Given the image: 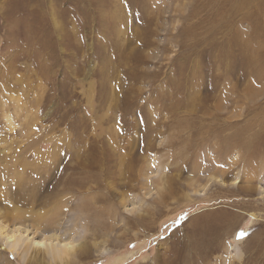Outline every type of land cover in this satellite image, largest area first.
I'll return each instance as SVG.
<instances>
[{
	"label": "rangeland",
	"instance_id": "obj_1",
	"mask_svg": "<svg viewBox=\"0 0 264 264\" xmlns=\"http://www.w3.org/2000/svg\"><path fill=\"white\" fill-rule=\"evenodd\" d=\"M242 1L0 0L1 204L14 184L88 241L70 264H264V0Z\"/></svg>",
	"mask_w": 264,
	"mask_h": 264
},
{
	"label": "bare ground",
	"instance_id": "obj_2",
	"mask_svg": "<svg viewBox=\"0 0 264 264\" xmlns=\"http://www.w3.org/2000/svg\"><path fill=\"white\" fill-rule=\"evenodd\" d=\"M245 3H246V1L243 0L241 2V5L244 6ZM137 153H138V155H140L138 148H137ZM48 156L50 157L49 154H48ZM17 163L18 162H16L15 164L17 165ZM24 163H25V161H24ZM87 164H90V162L86 161V163H85L86 168H88L87 166H89ZM38 169H40V167L35 169V170H38ZM4 170H6V169H4ZM19 171L20 170H18L17 172L20 173L21 171L20 172ZM23 171H25V173L28 172L27 165H26V167H23ZM8 173H9V171H8ZM18 173H16V174H18ZM93 173L94 174H91V171H90L87 174V179H89V181H90V179L94 180V181H99L100 175L103 174V172L100 173L99 171L98 172L93 171ZM32 174H33V172H32ZM22 176L25 177L24 175H22ZM34 176H37V174ZM25 179H27V178H25ZM35 179H37V178H35ZM19 180H20V178H14L16 185L21 187V182ZM71 182H72L73 186L82 189L83 186L81 183H83V182L78 184L75 179H73ZM11 185L16 187L14 184H11ZM11 185H9L10 186L9 188H11V190L9 191V189H8V192L7 191L6 192L10 196L11 202L12 203L14 202L13 203L14 209H12L11 206L10 207L7 206V205L11 204L10 202L6 206L1 204V202H0V241L5 246V247H1V249H0V264H10L12 262L11 260H9L10 256H4L3 258L1 257L2 256L1 251H2V249H5V248L8 249L7 252L12 253L18 260L21 261V263H24V264H70L71 262L74 261V259L76 257L84 256L87 254V252L90 251L91 247H90V244L88 241H85V243L83 245L82 244L77 245L74 243V241H72L70 239L71 237H70V234L68 232L64 231V233L63 232L58 233L62 227L57 229V223H58L57 220L53 219L54 221H52L53 222V225H52V223L50 221L47 222V220H46V222H45L43 220L45 216L43 218H40L41 212H40L39 207L37 206V203L35 205L38 208L37 210H34L35 208L33 206H29L28 208H25L26 206L29 205L28 203H31L33 205L35 204V203H33V199L30 200L27 198V202L29 201L27 203L25 201V199H26L25 196L27 195V193L25 195L23 190L21 191V189H15ZM27 188H29V187H27ZM29 189H28V191H29ZM33 192H35V191H33ZM29 196H30V198L34 197V193L30 194ZM120 197H123V196H120ZM120 197L118 196V198H120ZM43 199H44V197H41L40 199L36 200V202L38 201V203H40L39 205L42 206L41 209L43 207L45 208V206L47 204L45 201H43ZM45 199H47V200L50 199V196L46 195ZM87 200H88V198H87ZM87 200L86 199L81 200V203L79 204L80 205L79 207L81 208V210L82 209L84 211L87 210V212L91 211L92 213H93L92 210H94L95 213L97 211L99 213V211L101 209H99L98 207H97V209L94 208L92 206V204L90 203V200L89 201H87ZM95 200H97V198L94 197L93 201H95ZM93 204H94V202H93ZM18 205H20L21 208H17V207H19ZM98 213H97V215H98ZM92 215H91V218H92ZM98 217L99 216H97V218ZM85 218L87 220V217H85ZM30 219L35 220V222L38 224L39 227H35L34 223L32 222L33 220L30 221ZM96 224H98V223H96ZM54 229H55V231H54ZM95 229H97V225L95 226L94 230ZM40 232L42 233V235H39ZM94 232L96 233L97 231H94ZM46 233H48V234H46Z\"/></svg>",
	"mask_w": 264,
	"mask_h": 264
},
{
	"label": "snow or ice",
	"instance_id": "obj_3",
	"mask_svg": "<svg viewBox=\"0 0 264 264\" xmlns=\"http://www.w3.org/2000/svg\"><path fill=\"white\" fill-rule=\"evenodd\" d=\"M243 235H244L243 232H241V233L238 234L239 237H242Z\"/></svg>",
	"mask_w": 264,
	"mask_h": 264
}]
</instances>
